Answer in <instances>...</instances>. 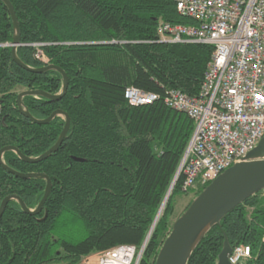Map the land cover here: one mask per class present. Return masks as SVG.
I'll list each match as a JSON object with an SVG mask.
<instances>
[{
	"label": "trees",
	"instance_id": "16d2710c",
	"mask_svg": "<svg viewBox=\"0 0 264 264\" xmlns=\"http://www.w3.org/2000/svg\"><path fill=\"white\" fill-rule=\"evenodd\" d=\"M8 1L20 29L16 57L40 68L33 45L43 44L48 65L68 78L61 99L24 96L22 105L36 120L61 110L70 127L57 151L39 163L24 162L14 151L2 155L11 170L47 176L51 190L38 215L24 213L15 200L8 202L0 218V264H77L95 252L141 244L152 226L139 264H155L175 222L173 199L185 194L178 169L194 129L190 118L166 107L163 98L170 90L199 94L212 47L158 42L159 20L196 25L177 13L174 0ZM13 37L9 10L0 0V150L10 146L37 158L56 144L65 117L35 124L20 114L17 96L27 90L58 95L63 79L55 70L32 73L19 67L11 46H4ZM130 87L160 99L130 106L124 98ZM45 186V179H21L0 165V205L15 195L34 211ZM263 227L259 192L220 226H212L187 264H216L225 238L232 249H250L245 264H264Z\"/></svg>",
	"mask_w": 264,
	"mask_h": 264
},
{
	"label": "built area",
	"instance_id": "2783aa9c",
	"mask_svg": "<svg viewBox=\"0 0 264 264\" xmlns=\"http://www.w3.org/2000/svg\"><path fill=\"white\" fill-rule=\"evenodd\" d=\"M174 2L177 13L196 25L159 20L158 42L212 47L199 94L188 97L170 90L163 98L166 107L185 113L194 127L178 169L186 193L210 184L242 161L264 137V0ZM42 46L33 45L34 58L46 66L49 61ZM124 98L133 107L160 99L133 87L124 91ZM261 242L264 244V227ZM145 247L144 243L141 247L115 246L104 251L97 264H139ZM250 259L246 246L236 247L228 258L230 264H245Z\"/></svg>",
	"mask_w": 264,
	"mask_h": 264
},
{
	"label": "water",
	"instance_id": "95a60500",
	"mask_svg": "<svg viewBox=\"0 0 264 264\" xmlns=\"http://www.w3.org/2000/svg\"><path fill=\"white\" fill-rule=\"evenodd\" d=\"M2 1L9 10L14 26V37L11 44V54L13 61L22 69L32 73H44L50 70L58 71L63 79L62 91L58 95H50L38 90H27L20 92L16 100L20 114L28 118L31 122L40 125L49 123L57 115H63L65 117V125L56 144L37 158H26L16 148L10 146L4 147L0 150V165L8 173L21 179L41 178L46 180L44 194L34 211L29 210L20 198L15 195H10L5 197L1 202L0 218L8 202L11 200L17 201L24 213L29 215H38L42 211L44 203L51 190V181L44 174L18 173L5 166L2 162V155L4 152L14 151L24 162L39 163L57 151L63 139L67 135L70 127L69 116L61 110L52 112L44 120H36L31 117L23 107L21 99L24 96H42L53 101L61 99L67 91L68 78L59 67L54 65H46L40 68L32 69L24 65L16 57L15 50L19 45L20 36L19 24L10 2L8 0ZM175 181L176 178L173 184ZM262 191H264V137L258 142L256 147L245 156L242 161L225 170L210 184H208L201 191V193L194 198L184 213L175 220L168 236L161 245L155 260V264H187L192 252L212 226H220L221 221L227 214H229L232 210L241 205L250 197ZM168 197L169 193L165 197L163 205L167 201ZM232 250L233 249L229 246L228 241L225 238L222 251L218 255L216 264H230L228 258L231 255Z\"/></svg>",
	"mask_w": 264,
	"mask_h": 264
},
{
	"label": "rangeland",
	"instance_id": "374dc122",
	"mask_svg": "<svg viewBox=\"0 0 264 264\" xmlns=\"http://www.w3.org/2000/svg\"><path fill=\"white\" fill-rule=\"evenodd\" d=\"M11 46V45H10ZM17 91H21V89H18ZM199 191L198 190H192L191 192H188V193H185V194H177L175 195L174 199H173V214H172V217H171V220L174 221L176 220L177 218H179L185 211L186 207L188 206V204L190 202H192L194 200V198L196 197V194L197 192ZM169 194H170V191H169ZM261 195L264 196V191L261 192ZM166 204V202L164 203V205ZM163 205V206H164ZM162 207V206H161ZM161 209V208H160ZM163 209V207H162ZM161 210H159V212L161 213ZM160 215V214H159ZM159 217V216H158ZM154 226H152V228L150 229V231H152ZM149 231V232H150ZM149 236V233L146 237V239L139 245H135L137 247H141V245L144 243V244H147L146 241L148 242L147 238ZM113 248V247H112ZM146 248V247H145ZM111 249V248H110ZM145 250V249H144ZM103 252L104 251H101V252H95V253H92L88 256H85L83 257L79 262L78 264H97L98 261L102 258L103 256ZM142 258V256H141ZM84 259L83 262H81L82 260Z\"/></svg>",
	"mask_w": 264,
	"mask_h": 264
},
{
	"label": "bare ground",
	"instance_id": "6f19581e",
	"mask_svg": "<svg viewBox=\"0 0 264 264\" xmlns=\"http://www.w3.org/2000/svg\"><path fill=\"white\" fill-rule=\"evenodd\" d=\"M159 214H160V213H158L157 216H158ZM157 218H158V217H157ZM157 218H156V219H157ZM150 232H151V231H150ZM150 232H149V234H150Z\"/></svg>",
	"mask_w": 264,
	"mask_h": 264
}]
</instances>
